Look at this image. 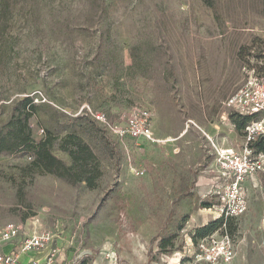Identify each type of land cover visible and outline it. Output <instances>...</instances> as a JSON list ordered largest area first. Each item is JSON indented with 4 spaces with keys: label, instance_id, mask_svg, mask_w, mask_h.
<instances>
[{
    "label": "rangeland",
    "instance_id": "1",
    "mask_svg": "<svg viewBox=\"0 0 264 264\" xmlns=\"http://www.w3.org/2000/svg\"><path fill=\"white\" fill-rule=\"evenodd\" d=\"M259 55L264 0H0V130L29 97L33 139L74 133L102 171L88 188L1 153L0 228L49 232L66 264H205L191 237L219 211L199 199L215 149L242 141L223 102ZM133 107L149 109L156 142L119 139L87 110L120 121ZM247 188V211L216 231L232 238L230 264H264V173Z\"/></svg>",
    "mask_w": 264,
    "mask_h": 264
},
{
    "label": "built area",
    "instance_id": "2",
    "mask_svg": "<svg viewBox=\"0 0 264 264\" xmlns=\"http://www.w3.org/2000/svg\"><path fill=\"white\" fill-rule=\"evenodd\" d=\"M234 113L250 116L251 120L243 130V142L236 150L232 147H218L213 153L214 167L211 195L219 200V216L225 218L243 215L248 208L246 183L256 186L260 173H264V152L255 153L250 142L264 135V74L254 69L247 72L243 82L223 102ZM92 118L102 124L119 139H143L156 142L151 125V113L146 107H133L120 121H113L101 110L87 109ZM130 170L143 175V168L130 165ZM18 223L8 222L0 228V244L21 237L16 252H0V264H22L20 253L46 250L42 260L34 259L28 264H56L59 248L51 245L49 232L25 234ZM23 233V234H22ZM189 257L205 264H230L235 257L231 236L227 232H214L191 244Z\"/></svg>",
    "mask_w": 264,
    "mask_h": 264
},
{
    "label": "trees",
    "instance_id": "3",
    "mask_svg": "<svg viewBox=\"0 0 264 264\" xmlns=\"http://www.w3.org/2000/svg\"><path fill=\"white\" fill-rule=\"evenodd\" d=\"M258 57L264 60V56L259 55ZM255 72L261 75L264 74V61L261 63L259 71L256 70ZM35 109L36 105L29 97L21 98L16 102L14 113L7 121L4 127L5 130H0V154L20 151L29 155L31 159L29 166L62 178L69 183L83 182L86 187L94 188L102 176V171L89 144L74 133H67L60 138L46 134L40 140H34L31 134L29 118ZM229 116L236 129L243 136L244 127L251 120V117L237 113H230ZM250 147L255 153L264 152V135L258 136L251 141ZM53 149L66 154L70 158V164L65 163L56 156L53 153ZM227 224V218L219 216L196 227L191 238L195 244L199 239L221 229L223 225L227 228ZM167 242V239H163L160 242L159 247L162 251L165 250ZM78 264H89V261L87 258H83Z\"/></svg>",
    "mask_w": 264,
    "mask_h": 264
},
{
    "label": "crops",
    "instance_id": "4",
    "mask_svg": "<svg viewBox=\"0 0 264 264\" xmlns=\"http://www.w3.org/2000/svg\"><path fill=\"white\" fill-rule=\"evenodd\" d=\"M137 141H140L141 143H144V142L147 143V141H144L143 139H138ZM242 142H243V137H242L241 144H242ZM232 148H234V147H232ZM236 150H239V148H236ZM211 179L212 178H210V182L207 184L208 186L205 188L206 190H205L204 194L200 197L199 202H203L205 200L204 199L205 197L211 196V197H213L215 199V202H217V204L212 203L208 209L213 207V208H216V210H217V206L219 204V200H218V197L215 194L214 195L210 194V191L212 189V186H211L212 180ZM247 186H250V183H246V188H247ZM247 190H248V188H247ZM248 206H249V204H248ZM217 215L219 216L218 213H217ZM21 237H17V238H15L14 240H12L10 242L1 243L0 244V252H2V253L16 252L17 244L19 243ZM45 252H46V250L45 251L42 250L40 252L33 251V252H28V253H20V255L18 257V260L22 264H28L34 259L42 260L44 258ZM60 252L61 251L59 249V253H58L57 258H56V264H66V261L68 260V255L67 254L63 255ZM91 264H96V263L94 261H92Z\"/></svg>",
    "mask_w": 264,
    "mask_h": 264
}]
</instances>
